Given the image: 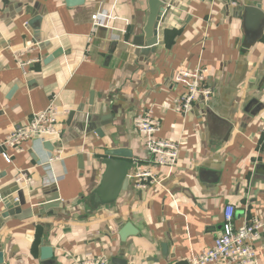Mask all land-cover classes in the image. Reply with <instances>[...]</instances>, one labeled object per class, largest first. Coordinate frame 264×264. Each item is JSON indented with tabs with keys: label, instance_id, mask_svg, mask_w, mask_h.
Instances as JSON below:
<instances>
[{
	"label": "crops",
	"instance_id": "crops-1",
	"mask_svg": "<svg viewBox=\"0 0 264 264\" xmlns=\"http://www.w3.org/2000/svg\"><path fill=\"white\" fill-rule=\"evenodd\" d=\"M161 1L157 43L146 48L136 44L153 35L150 0H0V143L51 100L60 132L8 150L10 163L0 153V264L88 254L185 264L211 247L226 206L235 227L264 220V0ZM94 14L104 26L93 27ZM196 67L208 70L211 99L183 117L171 109L183 92L174 77ZM149 106L158 137L178 144L173 170L150 167L133 127ZM138 166L157 179L145 190L134 185ZM18 171L30 176L24 187ZM3 195L19 205L8 212ZM255 247L264 264V229Z\"/></svg>",
	"mask_w": 264,
	"mask_h": 264
},
{
	"label": "built area",
	"instance_id": "built-area-1",
	"mask_svg": "<svg viewBox=\"0 0 264 264\" xmlns=\"http://www.w3.org/2000/svg\"><path fill=\"white\" fill-rule=\"evenodd\" d=\"M211 3L222 4L228 8L240 6V0H209ZM100 14H94L92 25L94 28L104 26ZM21 63V66H26ZM208 70L204 67L193 69L180 68L177 70L174 83L183 88V92L171 102V109L185 117L192 110L193 106L202 102L206 104L211 99V89L206 86ZM156 106H149L133 118V127L142 137L144 147L151 155L150 167L156 169L173 170L179 161L178 144L172 140L159 138L161 131V120L155 114ZM59 111L51 100L48 107L37 112L28 119L26 123L15 125L9 134L0 143V153L3 159L10 163L11 158L8 150H21L25 143L43 144L50 138L58 137L57 127ZM57 156L48 159L47 165L51 166L58 161ZM134 174V185L137 190H145L157 182L152 169L138 166ZM31 179L26 173L18 171L15 176V183L26 186ZM236 208L228 205L224 208L223 222L219 234L214 239L211 247L202 252L190 256L185 264H258L256 241L260 232L264 229L263 219H251L235 227ZM71 264H108L104 256L88 254L83 257H74Z\"/></svg>",
	"mask_w": 264,
	"mask_h": 264
},
{
	"label": "water",
	"instance_id": "water-1",
	"mask_svg": "<svg viewBox=\"0 0 264 264\" xmlns=\"http://www.w3.org/2000/svg\"><path fill=\"white\" fill-rule=\"evenodd\" d=\"M149 6H150V16L148 19V25L146 27V33H152V37H150V39H147L145 42L143 40H141L140 42H137L136 45H138L137 47L140 46H145L146 48H152L153 46L156 45L157 40H156V35H157V25L159 20L162 17L163 12L165 11L164 8V3L161 0H150L149 2ZM45 147L47 148V145H45ZM110 156H123V154L120 151H113L111 152ZM114 167H125L122 164H112ZM5 195H3L1 197L2 199V204L4 205L5 209L8 212H11L13 210L14 207H17L19 204L18 202H11L9 200H4L5 199ZM19 213V212H16ZM128 227L126 226L122 232H121V237L126 235V233L128 232Z\"/></svg>",
	"mask_w": 264,
	"mask_h": 264
}]
</instances>
